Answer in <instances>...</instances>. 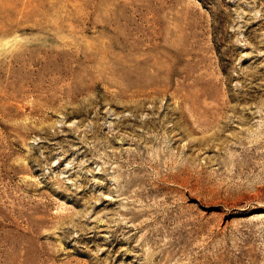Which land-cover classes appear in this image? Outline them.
<instances>
[{
	"label": "rangeland",
	"instance_id": "rangeland-1",
	"mask_svg": "<svg viewBox=\"0 0 264 264\" xmlns=\"http://www.w3.org/2000/svg\"><path fill=\"white\" fill-rule=\"evenodd\" d=\"M0 264H264V0H0Z\"/></svg>",
	"mask_w": 264,
	"mask_h": 264
}]
</instances>
